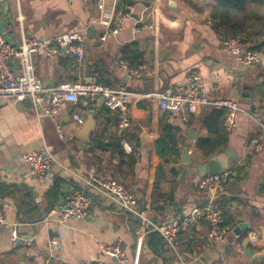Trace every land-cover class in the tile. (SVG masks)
<instances>
[{
    "label": "crops",
    "instance_id": "crops-1",
    "mask_svg": "<svg viewBox=\"0 0 264 264\" xmlns=\"http://www.w3.org/2000/svg\"><path fill=\"white\" fill-rule=\"evenodd\" d=\"M129 1L6 0L0 5V29L10 26L8 39L13 45L24 34L52 37L71 29L94 28V37L76 43L82 50L80 61L73 52L35 54L36 75L46 88L63 82L124 85L133 92L125 140L136 151L129 165L125 155L133 154L121 148L118 115L104 106L101 97L80 96L78 104L59 103L55 117L42 115L30 99H0V205L12 223L0 228V264H76L86 259L118 264L100 248L101 243L115 242L124 248L126 264H264V146L261 152L250 149L255 136L264 140V109L249 95L252 83L264 79L262 63L242 65L222 49L226 32L209 18L211 0H151L149 7L141 0ZM127 13L129 19L116 27L118 18ZM105 27L118 30L100 45ZM251 39L253 46L262 43L258 34ZM122 59L152 72L131 76L120 68ZM191 73L201 75L208 98L237 99L249 114H239L228 133L227 147L238 159L225 170L217 193L227 208L223 212L229 230L220 239H209V224L201 219L179 232L172 246L152 224L181 219L206 201L196 166L208 158L197 149L196 140L209 132L200 120L201 111L181 120L145 94L167 87L180 91ZM90 111L97 125L83 142L75 136L82 123L73 115L78 113L84 120ZM57 125L67 142L60 139ZM116 142L123 153L115 149ZM186 142L191 143V171L181 176ZM43 147L51 148L55 160L43 177H32L22 155ZM105 177L127 186L142 218L98 192L94 186ZM71 186L93 196L91 218L47 215ZM240 223L245 229L235 232ZM154 232L158 235L151 236ZM250 232H255V241L250 240Z\"/></svg>",
    "mask_w": 264,
    "mask_h": 264
},
{
    "label": "built area",
    "instance_id": "built-area-1",
    "mask_svg": "<svg viewBox=\"0 0 264 264\" xmlns=\"http://www.w3.org/2000/svg\"><path fill=\"white\" fill-rule=\"evenodd\" d=\"M5 2L6 0H0V5ZM129 17V13L121 15L118 18L116 27L119 28L124 25ZM118 28L105 27L98 38V43L102 45L111 32H116ZM9 31L10 26L0 29V99L14 98L18 102L30 99L35 107L41 109L42 115L55 117L59 103L78 104L80 96L101 97L104 106L118 115L117 126L123 150L133 154V156L136 155L134 145L125 140V130L131 126L129 105L133 92L129 91L124 85L110 87L101 82H63L46 88L36 75L35 54L61 55L63 52H73L76 54L77 60L80 61L83 56L82 50L76 43L87 41L85 29H71L52 37L24 34L21 42L17 45H13L9 41ZM221 47L233 54L242 65L262 63L263 52L247 48L246 43L238 36L223 38ZM14 61L17 67H14ZM119 66L125 73L134 77L148 76L152 72L144 65L133 67L124 59L119 61ZM145 96L155 98L161 109L168 111L173 117L181 120H187L189 115L199 113L206 106L223 110L225 113L223 126L227 133L235 127L239 114H249L237 99L229 97L208 98L205 94L204 80L199 73H191L187 78L186 85L180 91L167 87L160 91L147 93ZM73 119L78 123L83 121V117L78 113L73 115ZM57 131L60 139L67 142L68 139L59 125H57ZM250 142L252 152L256 153L263 150L264 140L261 135L255 136ZM80 154L81 151L75 152L76 157H79ZM22 159L28 165V174L36 178H41L49 172L55 160L50 147L27 152L22 155ZM226 175V171L218 174H204L199 178L198 186L206 193V201L202 205L195 206L189 214L181 219L174 218L160 225L152 224L153 229L158 231L168 244L174 246L179 232L186 230L199 220L205 219L209 224V239L222 238L229 230V226L225 224L223 206L217 197V193L220 185L225 181ZM88 183L94 186L89 181ZM94 187L100 194L117 203L121 209L127 210L137 217H143L141 211L137 208L136 197L121 180L105 177L98 186ZM38 200V198L35 199V201ZM92 205L93 196L81 187L71 186L59 195L47 215L61 218L89 219L93 214ZM9 226H12V223L4 217L0 205V228ZM12 238H17L14 229ZM249 238L251 241H255V232H250ZM56 243L55 240L52 242L54 245ZM100 248L106 258H115L118 264L127 263V255L120 242L101 243ZM76 264L107 263L101 260L86 259Z\"/></svg>",
    "mask_w": 264,
    "mask_h": 264
},
{
    "label": "trees",
    "instance_id": "trees-1",
    "mask_svg": "<svg viewBox=\"0 0 264 264\" xmlns=\"http://www.w3.org/2000/svg\"><path fill=\"white\" fill-rule=\"evenodd\" d=\"M129 1V0H126ZM212 5L209 11V18L216 26L226 32V36H238L246 43L247 48L262 51L264 43L253 46L251 37L259 33L258 16L264 11V0H211ZM131 2V0L129 1ZM263 17V16H262ZM251 101L259 102V107L264 109V79L252 83L249 92ZM252 103V102H251ZM224 111L211 106L204 107L200 112V120L208 129V135L196 140V147L205 158L220 153L228 146V133L223 126ZM132 121V120H131ZM122 148V146H121ZM120 144L116 142L115 149L123 153ZM129 165L134 162L133 155L127 156ZM59 179L57 180V182ZM221 203L224 208V199ZM224 210V217L226 215ZM225 224L228 221L225 217ZM158 235L152 233L151 236Z\"/></svg>",
    "mask_w": 264,
    "mask_h": 264
},
{
    "label": "water",
    "instance_id": "water-1",
    "mask_svg": "<svg viewBox=\"0 0 264 264\" xmlns=\"http://www.w3.org/2000/svg\"><path fill=\"white\" fill-rule=\"evenodd\" d=\"M141 2L149 7L151 4V0H141ZM135 15V14H134ZM95 30L92 26H89L86 29L87 37H94ZM262 66L264 68V52L262 54ZM103 101V98H101ZM251 108L254 109V105H251ZM97 125V120L92 111L88 113L85 119L82 121V126L79 130L76 131L75 136L79 138L81 141L86 142L94 133V130ZM194 138V137H190ZM191 146L190 142H186L181 154L182 163L185 164V168L181 173V176H184L186 173L191 171V158L188 154V149ZM238 157L234 154V150L232 148L226 147L220 153L213 155L206 159L205 162L200 163L196 166V170L199 177H202L204 174H218L230 168L232 162L237 161ZM22 226V225H21ZM246 225L244 223H240L237 227L234 228L235 232H239L244 230ZM115 260V258H112Z\"/></svg>",
    "mask_w": 264,
    "mask_h": 264
},
{
    "label": "rangeland",
    "instance_id": "rangeland-1",
    "mask_svg": "<svg viewBox=\"0 0 264 264\" xmlns=\"http://www.w3.org/2000/svg\"><path fill=\"white\" fill-rule=\"evenodd\" d=\"M258 19H259L257 22V24L259 25L258 37L260 39V42L264 43V16L262 17V15H259ZM262 50L264 51V47L262 48Z\"/></svg>",
    "mask_w": 264,
    "mask_h": 264
}]
</instances>
